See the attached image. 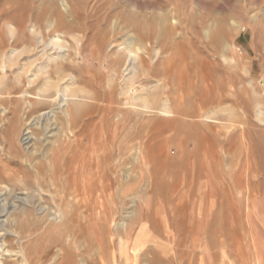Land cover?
<instances>
[{"label":"rangeland","instance_id":"obj_1","mask_svg":"<svg viewBox=\"0 0 264 264\" xmlns=\"http://www.w3.org/2000/svg\"><path fill=\"white\" fill-rule=\"evenodd\" d=\"M12 20L23 27L15 44L8 27ZM41 30L47 42L60 34L67 47L64 51L69 52L63 60L73 61L71 74L83 79L80 86L90 97L80 99V112L87 114L90 109L93 113L80 117L78 135H71L72 141L79 140V153L70 185L60 186V191L72 203L76 198L87 201L93 214L98 207L108 211V230L105 226L99 230L100 236L108 237L103 238L107 264H125L121 250H125L122 241L128 239L127 233L130 264H264V123L255 117L257 101L264 97V0H0V40L7 48L30 47L40 41ZM126 43L141 50L147 68L143 74L140 61L136 62L143 74L141 83L121 102L109 94L120 89L123 76L116 77L114 84L111 78L119 67L114 60L126 57ZM28 55L22 63L41 54ZM169 61L176 63L173 77L180 71L188 74L186 102L178 108L194 109L195 120L167 123L156 113L144 112L142 102L136 100L138 94L146 93L142 87L150 91L160 85L157 80L164 78L154 76L165 72ZM201 75L211 88L200 80ZM21 80L17 84L15 75L7 76L8 85L20 90H11V97L0 93V100H14L12 106L8 101L0 103V111L18 108L17 127L25 133L31 123L35 136L28 144L14 138L15 148L9 154L0 149V245L19 250L21 244H29L30 251L59 237L55 226L65 205L57 208L51 200L54 188L49 170L40 171L39 179L24 160V155L35 156L46 142L36 119L39 113L55 104L58 115L59 106L55 97L48 98L36 106L38 113L24 114L29 109L21 98L25 76ZM155 88L153 93L160 91ZM34 92L38 100H31L39 102ZM209 94L213 98L220 94L226 109L212 105V100L197 107L196 100ZM157 99L161 105V96ZM214 109L213 131L205 127L204 116ZM60 124L52 130L64 140L68 133ZM4 129L0 119V138ZM203 130L209 142L194 151ZM184 143L187 153L180 148ZM26 211L35 222L30 238L22 236V227L28 226ZM123 222L127 229L119 227ZM80 232L71 249L78 261L92 230L84 224Z\"/></svg>","mask_w":264,"mask_h":264},{"label":"bare ground","instance_id":"obj_2","mask_svg":"<svg viewBox=\"0 0 264 264\" xmlns=\"http://www.w3.org/2000/svg\"><path fill=\"white\" fill-rule=\"evenodd\" d=\"M54 20H55L54 21L55 27L57 28V25H58V23L56 25L57 17H55ZM8 27H9V33L11 34V38H12L11 42H13L15 44L18 42V39H19V38H17L18 35L23 33V27L21 25L17 24L16 21H14V20H12L8 23ZM55 27H54V29H55ZM38 33H39L38 35H40V41H38L37 43H33V44L31 43L32 45H30V47L27 46L29 44L24 45L26 47H24L22 49H17L15 47H12V48L8 47L7 48V46L4 45V41H2V39L0 40V93H3V94L8 93L10 96L12 94L11 90L12 91L13 90H15V91L20 90V88H18L17 85H13L12 87L8 85L6 79H7V76L9 74H13L16 76L17 84L21 83L22 77L25 76L26 89L23 91L21 98H24V100L27 102L29 109L28 110L26 109L27 111L25 110V112L23 111L24 114L31 117L35 113H38L39 110L36 108V106L41 104V103L44 104L43 101H45V99L48 100V98L51 99V98L55 97L54 102L57 103L59 106L58 109L60 110V113H59L60 115L59 114L57 115L55 113V111H54L55 110L54 109L55 104L54 103H53L54 105H52V104L47 105L46 104L47 107L44 109L41 108L42 112L39 113L40 115L36 119L38 120V126H40V128L42 127V131L44 132L43 134H45V137L47 136L46 142H45V144H42L40 142L41 143V149L38 152H36L35 156L34 155H24V160L26 159V162L31 165V167L33 168L34 172L37 174L39 179L42 178L40 171H43V173H44L45 168L47 169V171L49 170V175L51 177V181L53 184L52 187L54 188V192L52 194L50 193V195H52L51 200H53L55 202L54 206H56L57 208H59L62 205H65V208L60 209L59 212L57 211L60 215V223H58V224L55 223V224H57L55 227L60 230L61 234L57 238H52V240L49 241V243L47 245H45L41 248H38L36 246V247L32 248L30 251L28 250L29 249L28 247H30L29 244H21L19 250L10 249L8 246L3 248L2 244H1L0 245V264H107V259H106L107 254H105V252H104L105 247H103V243H104L103 238L107 237V235L104 237L100 236L99 230L102 231L104 226L108 230V211L102 207H98L93 214L90 211V208H89L90 204H88L87 201H85L82 198H76L75 202L72 203L71 202L72 200L69 199L68 194L61 195V191H60V186H62V185L69 186L70 185V181H71L72 175H73V170L75 168L77 156L79 153V151H77V147L79 145V140L75 139L74 141H72L71 135H73L74 137L78 135L77 129L80 128L79 127L80 117L86 116L89 113H93L92 112L93 108L91 109L92 111H90V109H89V113H87V114H84L85 112H80V110L78 109V107L80 105V99H82L81 97H83L86 94L89 97V94L85 91L84 88H82L80 86L83 79L80 77H76L75 75L71 74V72L73 70V65H72L73 61L68 62L66 60H63L68 51L67 50L64 51L67 47L65 45V42L61 39L60 34H56V35L52 36L51 38H49V41L47 42L45 33H43L42 30ZM34 35H35V33H34ZM75 37L73 36L72 38H75ZM23 44H25V43H23ZM126 46H128L127 51H125L126 57L124 58V56H123L124 54H123L121 56V59L114 60V62L119 67H117L114 70L115 78H113L114 76L112 77L113 79L111 78L112 84H114L113 81H115L114 79H116V77H119L120 75L123 76L122 80L120 82V85H121L120 89L118 92L112 91L109 94V96L115 95V97L118 100H120L121 102H122L121 99L124 96H126V97L129 96V94L136 88V85L141 83L139 81L140 76L145 73V68H147L144 59L139 54V51L141 52V50L139 48L135 49L134 46H136V45L133 46V43H129ZM156 50H157V54L160 55L161 54L160 50H158V49H156ZM37 51H38V53L40 52V54H41L39 56V58L33 59L29 63L28 62L25 64L22 63V61L24 60L26 55H28L29 53L33 54L34 52H37ZM173 58H175V57H173ZM183 58H185V57L183 56ZM137 61H140L138 63H140L139 67L142 70L141 72H143V74H141L140 71H138V69L136 68V62ZM120 63H122V64L120 65ZM164 64H166V62ZM39 65H41V66L39 67ZM175 65H176V63L169 61V65L166 66V71L163 72L161 75L154 76L155 80L159 79V77L164 78L161 81L157 80V82L160 85L155 86V87L160 88L159 92L153 93V92H155V90H154L155 87L151 88L154 91H152V90L148 91L145 89V87H142V90L146 91V93L144 92L145 95H143V94L139 95L138 94L136 97L137 101L142 102L141 104H142V108H143L144 112L156 113V115L158 114L161 117H164V119L167 120V123H175L178 121L179 118H182V120H183L185 118L186 119H194L196 117V115L194 113V109H192L193 111H191V112H189V109H188V112H186V110H184V108L182 110H179V108H178L179 106L182 107L184 105V102H186L184 100L185 99V97H184L185 96V90H186L184 87V81H185V77L188 74L186 71L184 73H183V71H180L179 73L176 72L177 73V76L175 75L176 77H173L172 74H173V70H174ZM148 68H149V66H148ZM187 68H188V65H187ZM149 73H150V71H149ZM149 73L147 72V74H145V75L148 77H152V76H150ZM191 75L192 74H190V76ZM191 77L193 78V76H191ZM211 77H213V76H211ZM206 79H207V77L201 75V78H200L201 81H204ZM109 81H110V79H109ZM146 81H147V79H146ZM191 81H192V79H191ZM210 82H213V81L210 80ZM23 83H24V81H23ZM203 83H206L205 86L209 89L211 83H209L207 81H204ZM116 85H118V84H116ZM191 86H190V88H191ZM212 90H213V87H212ZM34 91H37L38 96H40L39 102H33L31 100V99L38 100V98L36 96H34V93H35ZM140 91H141V89H140ZM189 91L190 90L187 91V95L189 94ZM158 96L159 97L161 96V98H162L163 102L161 105L158 103V99H157ZM42 99H44V100H42ZM210 100H212V103H211L212 105L214 103H216L220 107V109H222L221 107H223L222 105L224 104V98L222 96H220V94H219V97H215V98H213V96L211 94H209L205 97H202V98H199L198 100H196L195 104L197 107L202 108L204 105L209 104ZM7 101L10 102L11 106H12L14 100L13 99L10 100L9 97L6 100L1 99L0 103H4ZM47 103H49V102H47ZM141 104L139 103V105H141ZM139 107H141V106H139ZM231 108H233V107H231ZM47 109H51V112H45L44 111ZM225 109H226V107L224 108V110ZM224 110L222 109V111H224ZM229 110H231V109L229 108ZM215 111H216V109L211 110V112H209L207 115L204 116L208 120L207 121L208 123L205 124V127L209 130L213 127V126H211L212 121H215V120H213L214 116H216ZM234 111H236V110L234 109ZM0 112L2 113L0 116L1 122L3 123V126H5L2 137L0 138V149H1V151H5L7 153L14 151V148H15L14 143H13V140H15L14 138H16V140L18 142H21L22 138L25 142H27V144L32 142V140H33L32 137L35 136L33 134L34 132L32 131V124L29 122L30 124H28V127L25 130L26 131L25 133L21 132V130H19V128L17 127V122H19V121H17V118H19L18 115L20 112V110L18 108L12 107V108L8 109L7 107H5L3 109V111H0ZM51 113L53 114L52 116L50 115ZM121 114L124 115L125 112L122 111ZM246 115L249 116V113H247ZM149 116H150V114H149ZM255 117L262 124L264 123V97H262V99L260 97L257 101V110L255 111ZM158 118H160V117H158ZM86 119H88V118H86ZM158 120L159 119H157V121ZM42 121H45V123H46L45 126H43L44 123H42ZM88 121H89V119H88ZM179 122H177V123H179ZM58 123L59 124L61 123L60 126L62 125L65 132L68 133L64 140L61 139L58 131L56 132L54 130L55 131L54 132L52 130V127L54 125L56 126V124H58ZM89 125H91V124H89ZM199 125H198V127H199ZM157 126L160 127L161 125L158 124ZM58 128H60V127H58ZM199 129H200V127H199ZM82 130H83V127H82ZM211 130H213V129H211ZM205 131L203 130V132L199 134V137H197L198 140L195 142L196 145H195L194 151H201L202 149H204V147H206V146L203 147V145H206L205 143L209 142V141H207L208 140L207 137H209V136ZM43 134H42V136H43ZM48 134H50L51 136L48 137ZM36 144L37 143H35L34 145H36ZM181 147H182V153H187L185 150L186 144L184 143V145L180 146V148ZM216 150H217V148H216ZM138 152L141 153V149ZM137 160H139V159H137ZM200 166H201V164H200ZM63 176H65V178H64V181L62 182ZM38 183H39V181H38ZM0 186H2L1 180H0ZM33 197H35V196H33ZM98 197L99 196H97L95 198L98 199ZM72 209H73V211H72ZM39 210H41V211L43 210V212L45 211L44 207H41ZM30 214H31L30 211H26V215H24V222H27L28 226H25L24 228L22 227L23 238H30V236L33 233L31 230L32 228H30V227H32L34 225L33 223H35V222H33L30 219ZM54 219L56 220V218H54ZM75 222L77 223L76 225H75ZM112 222L113 221L109 222V226L111 225ZM50 224H52V222ZM84 224L87 226V228L91 227L92 233H91L90 238L87 241H85V242L83 241L84 242V244L82 246L83 251H82V255L80 257V260L78 261L77 260L78 256L77 255H76L77 257L73 256L71 254V249L73 247L74 240L78 239L77 238L79 235L78 232H80L82 230ZM125 225H126V223L123 222L122 224L119 225V227L127 229V226H125ZM105 234H106V232H105ZM125 236H127V238L129 239V233H127V235H125ZM106 239H108V237ZM128 239L127 240L125 239L124 241H122V248H124L125 250L124 251L121 250V252H122V256L125 260V264H130V258H131L130 256H127V250H126L127 248L125 247V246H127ZM36 241H38V240H36ZM106 242L108 243V241H106ZM5 244H6V241H5ZM31 244L33 246L36 245L35 242H33ZM107 248H108V246H107ZM110 255H112V257L115 258V254L113 252H111ZM5 256H6V259L3 260V257H5ZM111 261H112V259H111ZM153 263H154L153 261H152V263H148V261H147V264H153Z\"/></svg>","mask_w":264,"mask_h":264}]
</instances>
